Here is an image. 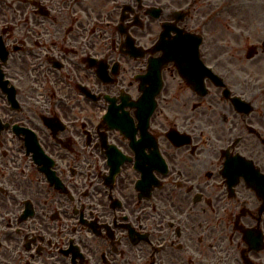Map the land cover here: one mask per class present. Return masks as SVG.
<instances>
[{"label": "flooded vegetation", "instance_id": "1", "mask_svg": "<svg viewBox=\"0 0 264 264\" xmlns=\"http://www.w3.org/2000/svg\"><path fill=\"white\" fill-rule=\"evenodd\" d=\"M0 1V264H264V0Z\"/></svg>", "mask_w": 264, "mask_h": 264}, {"label": "rangeland", "instance_id": "2", "mask_svg": "<svg viewBox=\"0 0 264 264\" xmlns=\"http://www.w3.org/2000/svg\"><path fill=\"white\" fill-rule=\"evenodd\" d=\"M11 1L16 2V0H11ZM258 1L259 0H241L240 4H242V7H246L245 5L256 6V5H258Z\"/></svg>", "mask_w": 264, "mask_h": 264}]
</instances>
